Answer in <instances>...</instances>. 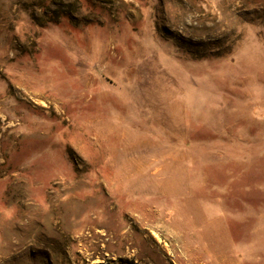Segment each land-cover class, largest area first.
I'll use <instances>...</instances> for the list:
<instances>
[{
	"label": "rangeland",
	"instance_id": "obj_1",
	"mask_svg": "<svg viewBox=\"0 0 264 264\" xmlns=\"http://www.w3.org/2000/svg\"><path fill=\"white\" fill-rule=\"evenodd\" d=\"M0 264H264V0H0Z\"/></svg>",
	"mask_w": 264,
	"mask_h": 264
}]
</instances>
